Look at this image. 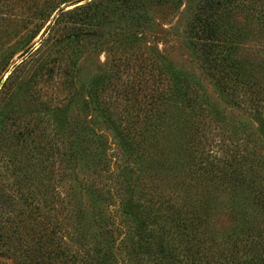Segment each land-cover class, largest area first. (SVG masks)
<instances>
[{
    "label": "trees",
    "instance_id": "16d2710c",
    "mask_svg": "<svg viewBox=\"0 0 264 264\" xmlns=\"http://www.w3.org/2000/svg\"><path fill=\"white\" fill-rule=\"evenodd\" d=\"M147 1L92 0L67 12L61 6L70 0H0L1 54L37 22L52 21L49 32L74 15L56 60L40 65L33 81L76 75L79 60L70 52L90 44L93 27L119 25L116 44L103 45L113 58L107 74L73 97L80 119L63 118L39 95L30 96L31 113L0 112V264H264V64L241 54L246 34L229 21L240 0H193L187 28L193 57L219 96L258 125L237 127L232 140L211 138V125L226 111L196 76L141 47L137 29L147 23ZM251 1L264 28V0ZM127 74L140 77L130 81ZM168 138L165 150L160 143ZM114 145L118 165L140 166L135 190L118 182ZM161 154L170 167L159 176L152 165ZM224 193L245 204L233 231L219 236L213 202ZM86 209L97 230L87 226Z\"/></svg>",
    "mask_w": 264,
    "mask_h": 264
},
{
    "label": "rangeland",
    "instance_id": "374dc122",
    "mask_svg": "<svg viewBox=\"0 0 264 264\" xmlns=\"http://www.w3.org/2000/svg\"><path fill=\"white\" fill-rule=\"evenodd\" d=\"M92 0H70V2L61 6L65 11H72L76 7L85 6ZM251 0H240L233 4L235 15L233 19H229L231 24L240 25L244 33L246 34V41L241 46V54L244 56H250L256 58L264 64V28L263 23L259 19L258 14L255 11H259L258 3H253ZM144 14L147 17V23H142L137 29L142 34L138 35L140 39L141 47L147 46L156 51L160 55L161 59L173 70H180L188 74L196 76V80L201 82L205 87L207 95L211 101L215 104L216 108L222 111H226L220 120L221 123L212 124L211 138L221 139L234 136V131L237 127L250 128L254 130L258 128V125L246 114L238 112L234 108H231L225 100H223L208 77L199 68L198 63L195 61L191 48L187 38V28L191 16L194 12L193 0H184L183 7L177 9L173 4L169 2H163L160 0H148ZM74 14V12H72ZM256 13V14H255ZM58 17L57 14L54 15ZM74 15L64 16L62 21L55 24L48 32L47 29L52 21L37 22L30 30L24 31L23 37L18 40H13L9 48L4 54L0 52V112L7 111V108L22 107L27 113H31L35 110V107L30 103V96L39 95L42 96L43 101L53 108H60V114L63 118L68 119H80L82 113L80 111V102L78 99H74L76 92L82 89H88L94 80H100L107 74L106 71L111 65L112 56L109 50H104V44H116L115 36L119 32L118 23H112L106 25L104 23L95 26L91 29V37L88 46L75 47L70 52L69 56L76 57L79 62V70L76 75L70 74L71 72H62L55 76L52 80L43 79L33 81L35 71L40 65L50 67L59 54L60 44L63 40L65 31L72 22H74ZM9 28L6 24L4 28ZM41 29L40 34L31 43L32 50L22 54L26 51L24 49L25 44L31 39L33 34ZM11 28L8 29V31ZM86 41V42H87ZM84 42V43H86ZM97 44V45H96ZM100 45V47H99ZM41 47L40 51L37 49ZM24 49V50H22ZM37 51V52H36ZM13 56L12 61L9 63V67L4 70L6 62ZM51 62V63H50ZM18 66V67H17ZM16 69L11 81H7V78ZM131 72V71H130ZM104 73H106L104 75ZM131 74V73H130ZM140 74L128 75V80H138ZM144 82H145V78ZM7 81V82H6ZM146 91L151 92V83H148ZM115 114H120L122 106L115 105ZM2 112V113H3ZM53 119L55 116L50 114ZM111 136L113 133L109 131ZM54 133L48 132V136H53ZM169 139V138H168ZM167 139H163L160 143L161 147L167 150ZM232 140V139H231ZM214 142V141H213ZM215 144V143H214ZM264 145V144H263ZM177 152V145H172ZM163 149V150H164ZM114 156L112 167L115 174L118 177V182L121 186L123 184H131L134 190L138 187V179L141 180L140 166L134 161L131 163H124L118 165L116 154L118 148L116 145L112 146L110 152ZM164 155H157L153 160V168L160 176L169 171L170 164L167 162V157ZM174 158V157H173ZM177 163L180 162V158L176 159ZM146 166V164H145ZM168 166V167H167ZM180 167V166H179ZM178 167V168H179ZM168 174H172L168 173ZM162 176V175H161ZM167 176V175H166ZM173 176V175H172ZM160 182V181H159ZM134 194V192H132ZM135 203V201H133ZM217 207L215 212V218L213 219V225L219 232V236L228 235L235 228L236 212L240 210L239 204H245L240 197H229L224 193L219 200H214ZM233 203H238L236 206H232ZM245 207H243V210ZM87 211V226L89 228L96 229V223L93 219L94 215H91ZM97 230V229H96ZM91 231V230H90ZM89 231V232H90Z\"/></svg>",
    "mask_w": 264,
    "mask_h": 264
}]
</instances>
